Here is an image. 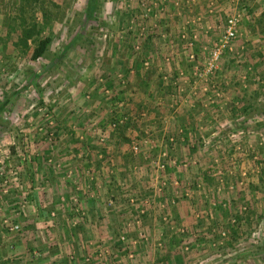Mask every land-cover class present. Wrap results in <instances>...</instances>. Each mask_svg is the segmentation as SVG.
<instances>
[{
    "label": "rangeland",
    "instance_id": "1",
    "mask_svg": "<svg viewBox=\"0 0 264 264\" xmlns=\"http://www.w3.org/2000/svg\"><path fill=\"white\" fill-rule=\"evenodd\" d=\"M134 64L160 83L129 113ZM77 128L130 131L118 212L90 233L76 196L39 215L29 195L41 161L73 178L49 150ZM0 264H264V0H0Z\"/></svg>",
    "mask_w": 264,
    "mask_h": 264
},
{
    "label": "crops",
    "instance_id": "2",
    "mask_svg": "<svg viewBox=\"0 0 264 264\" xmlns=\"http://www.w3.org/2000/svg\"><path fill=\"white\" fill-rule=\"evenodd\" d=\"M134 66L135 67L132 70L135 75H130L132 77L129 78L128 82L129 84H132L131 86L133 88H137V92H135L134 95L131 94V96H133L132 98L137 103L136 108L132 109L129 113L137 111V108H139L138 106H151L152 102L154 101V99H152L153 95L151 92L153 89H157L159 85L158 82L160 83V80L158 79L156 81L157 84L155 83L156 74H153L155 72L158 74L160 67H157L155 70L152 65L149 69L143 70V68L140 66L138 67L136 64H134ZM161 67L166 68L164 65ZM117 70L118 68L114 69L113 67V70L109 71H111L113 74L116 73ZM87 85L88 90L92 91L91 94L95 93L96 95L98 93L97 96H100V99H104L105 101L106 98H104V95L102 96L98 90H94L95 83L88 81ZM112 85L113 87L116 86L114 83ZM121 86H123V84ZM100 99L98 101H100ZM110 103V101L107 102L104 112L109 109ZM96 108L98 109L99 106ZM178 108L179 112H177V119L180 120V124L185 127V135L188 130L187 125H189V121L193 120L194 118H189L190 116L189 113H187L185 101H182ZM164 111L167 112L166 108ZM107 116L109 115H104V117H101V122L104 123L106 120H108ZM194 117L198 118V114H196ZM159 118L160 117L150 115L148 118L149 122L145 126L150 128L154 127ZM168 120L170 119L168 118ZM62 131L63 130H61L59 136L69 135V133H66L67 131L65 133H62ZM174 131L178 135L175 128H169V133H174ZM129 132L130 131H127L126 129L122 130L121 132L113 131L110 133L108 139L104 143L99 142L102 145H97L94 141L91 130L87 129L86 131H83L77 128L75 131H71L70 134L76 136L79 134H84L85 145H75L72 139H68L62 145H55L54 148L52 147L53 149H50L49 151L54 153V157L56 159H61L63 164L62 166H66V172L71 171V173H73V178H71V176H69L67 173H55L52 170L54 167L45 165L43 161L39 162L38 165L35 166L36 171L35 175L33 176L35 179H28V182L33 180L32 182L34 185V191L32 193L30 192L29 195L32 199V202L34 201L35 204L38 202L37 204L39 210L37 212L40 213L39 215H42L43 211L49 212L51 209L62 211L63 207H61L62 205H60L59 200L63 197H66V204L69 207V200H71L72 196L73 198L76 196L81 201L79 204L84 207L85 212L87 213V219L84 221L82 228L80 227L81 230L84 233L105 230L106 222H104L103 216L114 215L118 212V209H116L118 208V205L117 207H108L106 201H108L110 198H115L116 192L119 193L120 187L117 185V180L119 181L121 178L125 179V176L128 173L127 168L131 165L132 155H130L128 146L125 145L127 137L130 135ZM92 141H94V143H92ZM183 141L185 140L179 139L177 147L179 150H182V148L185 147V143ZM80 148L86 152L85 157L79 156L81 155ZM77 150H79L78 154H76ZM60 152L62 153L61 155ZM59 162H57V165H59L56 167L57 171L60 170L61 167ZM54 163L52 165H54ZM86 171H91V175H87ZM30 205L31 203L27 205V209ZM64 208L67 207L65 206ZM88 217H92V219ZM96 217L99 218L96 219Z\"/></svg>",
    "mask_w": 264,
    "mask_h": 264
},
{
    "label": "trees",
    "instance_id": "3",
    "mask_svg": "<svg viewBox=\"0 0 264 264\" xmlns=\"http://www.w3.org/2000/svg\"><path fill=\"white\" fill-rule=\"evenodd\" d=\"M33 30H34V27H28L26 29L24 28L23 35L21 36V40H23V42H27V39L32 36ZM35 41H36V44L34 45L33 50H32L33 58H37L38 56H41L45 53V51L48 48L50 38L43 37V38L36 39Z\"/></svg>",
    "mask_w": 264,
    "mask_h": 264
},
{
    "label": "built area",
    "instance_id": "4",
    "mask_svg": "<svg viewBox=\"0 0 264 264\" xmlns=\"http://www.w3.org/2000/svg\"><path fill=\"white\" fill-rule=\"evenodd\" d=\"M234 23H235V21L233 18L228 19V25H227L226 33H225L226 38H229V37L234 35V32H235ZM217 52H218L217 50H214L213 53H217ZM136 149H137V146L134 145V150H136Z\"/></svg>",
    "mask_w": 264,
    "mask_h": 264
}]
</instances>
